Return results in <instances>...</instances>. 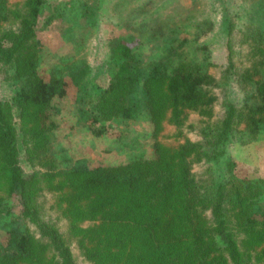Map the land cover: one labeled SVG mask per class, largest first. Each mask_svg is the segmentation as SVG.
Here are the masks:
<instances>
[{
	"label": "rangeland",
	"instance_id": "1",
	"mask_svg": "<svg viewBox=\"0 0 264 264\" xmlns=\"http://www.w3.org/2000/svg\"><path fill=\"white\" fill-rule=\"evenodd\" d=\"M43 1L27 49H21L24 63L33 64L32 68L25 64L16 68L18 63L11 66V61L0 58L1 117L14 130L15 166L23 181L17 195L7 197L0 173V203L11 209L2 219L9 226L0 220V253L15 254L13 264H31L36 258L41 264H91L85 254L92 250L87 243L90 236L84 230L96 222L72 213L83 204L74 199L68 172L88 166L100 173V167L113 170L143 163L156 168L164 162L168 166L161 174L176 172L182 166L175 152L188 140L199 142L203 128L209 134L186 156L197 179L195 191L209 192L211 184L216 189L229 161L227 170L237 180L254 184L252 211L264 212V113L253 112L262 98L255 90L256 82H261L259 72L264 80V0ZM8 3L10 21L1 22L0 33L2 37L14 33L6 40L9 47L16 27L26 19L28 0ZM121 43L131 46L144 76L154 68L168 75L174 69L204 64L187 69L216 81L211 82L214 107L207 117L188 111L181 122L173 120L162 99L163 86L156 93L159 84L150 81L147 87L145 81L130 93L125 89L123 98L122 91L120 101L113 99L100 113L104 121L91 123L92 110L98 111L104 98L112 95L106 91L118 65L113 58H119L112 50ZM245 68L254 72L244 73ZM39 80H56L65 94L53 97L49 111L37 118L29 115L35 105L21 107L20 86L32 91ZM150 88L153 105H159L154 113L160 122L156 131L148 111ZM123 100L134 108L130 117L118 113L125 107ZM109 109L117 111L110 118ZM34 125L40 126L41 135L34 134ZM157 142L162 147L157 149ZM207 211L206 219L211 217ZM10 230L31 237L27 259H18L19 242L9 236Z\"/></svg>",
	"mask_w": 264,
	"mask_h": 264
},
{
	"label": "trees",
	"instance_id": "2",
	"mask_svg": "<svg viewBox=\"0 0 264 264\" xmlns=\"http://www.w3.org/2000/svg\"><path fill=\"white\" fill-rule=\"evenodd\" d=\"M43 3V0H28L26 19L16 27L11 46L8 47L6 40L14 33L9 32L3 37L0 33V58H4L6 62L11 61V66L18 63L16 68H24V64L25 67L32 68L33 64L24 63L26 61L21 49H27L28 34L38 25ZM10 6L8 0H0V28L1 22L6 24L10 21ZM112 53L114 57H119L113 58L118 65L113 70L115 78L110 89L106 91L112 92V95L104 98L103 107L98 111L92 110L91 123L100 124L104 121L100 113L111 106L113 99L120 101L122 91L121 98L127 96L125 89L130 93L133 86L138 82L144 84L145 81L147 87L150 81L159 84L156 86V93H160L163 86L162 99L172 113L173 120L175 117L178 122L182 121L179 118L188 111L199 112V115L207 117L214 107L209 90L215 79H209L208 75L200 71L187 69H200L204 64L174 69L168 75L154 68L144 76V70L140 68L130 45L118 44ZM27 55L32 58L30 51ZM250 68H245L243 72L253 73L254 70ZM258 78L261 82H256L255 90L262 98L261 104L253 112L264 113V80L260 72ZM20 87L23 98L21 107L26 110L28 105H35L29 115L37 118L45 109L49 111L53 97L65 94L56 80H39L32 91H29L28 86ZM149 94L151 110L148 111L156 131L157 125H160L155 115L159 105L158 102L153 105L155 97L151 88ZM203 105L205 108L199 110ZM132 110L133 106L126 105L125 102V107H121L118 113L130 117ZM107 113L110 118L117 111L111 113L109 109ZM227 123L228 120L224 122ZM32 129L36 136L42 134L40 126L34 125ZM198 134L201 136L199 142L188 140L175 152V158L179 156L182 166L176 172L161 174L168 166L165 162L162 166L157 165L158 169L151 163H143L113 170L100 167V173L96 172L97 168L88 166H78L68 172V180L72 182L75 191L74 199L82 200L83 204V207H74L72 213L82 217V220L96 222L84 230L90 236L87 243L92 246V250L87 249L85 254L91 264H264V212L256 214L252 211L254 184L252 186L247 181L237 180L227 170L232 164L227 161L222 171L223 182L216 189L211 184L210 187L214 190L202 193L195 191L197 179L190 173V163L186 162V156L189 157L201 145L209 131L203 128ZM160 147L162 144L157 142L156 148ZM0 154V173L7 187L5 193L7 197H12L22 189L23 181L15 166L14 130L4 123L1 105ZM151 175L155 177L149 179ZM69 201L71 200L67 198V202ZM4 208L0 203V220L4 226H9L2 219L11 214V209ZM206 211L211 214L210 218L206 219ZM10 231L9 236L14 235L16 242H19L18 259H27L26 246L30 245L31 237L25 233ZM58 247L62 248V245L59 244ZM14 258L15 254L1 252L0 264L17 263L16 260L11 262ZM31 264H41V260L36 258Z\"/></svg>",
	"mask_w": 264,
	"mask_h": 264
}]
</instances>
